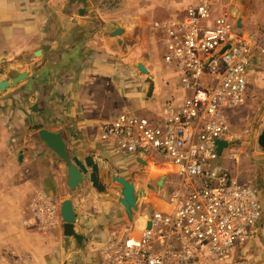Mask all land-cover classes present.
<instances>
[{
	"label": "crops",
	"instance_id": "0c3cea01",
	"mask_svg": "<svg viewBox=\"0 0 264 264\" xmlns=\"http://www.w3.org/2000/svg\"><path fill=\"white\" fill-rule=\"evenodd\" d=\"M202 1L209 2L213 17L226 15L243 36L264 27L249 26L254 14L239 0H0V47L20 53L26 65L21 73L28 74L14 88L25 104L0 114V264H100L109 242H137L141 230L150 232L148 223L158 207L166 208L181 177L170 173L165 158L127 154L102 135L122 111L145 113L156 122L167 117L168 105L181 111L187 94L180 77L166 71L163 55L155 67L156 59L140 58L131 32L146 26L158 33L163 52L161 21ZM149 16L162 18L146 25L137 20ZM116 29L122 33L113 35ZM263 57L252 63L243 105L251 94L262 91L264 98V84L261 91L256 85L264 71L255 70ZM41 129L61 133L71 159L86 165L90 158L101 188L94 187L88 166L72 190L67 163L40 139ZM238 154L224 155L236 166L234 173L226 169L257 191L262 217L254 237L233 247L225 264H264V149ZM115 177L134 185L132 218ZM67 200L77 237L64 234L61 210Z\"/></svg>",
	"mask_w": 264,
	"mask_h": 264
},
{
	"label": "built area",
	"instance_id": "2783aa9c",
	"mask_svg": "<svg viewBox=\"0 0 264 264\" xmlns=\"http://www.w3.org/2000/svg\"><path fill=\"white\" fill-rule=\"evenodd\" d=\"M159 28L163 60L186 90L181 111L168 105L158 122L120 113L102 138L127 154L165 158L181 182L141 242L128 248L109 242L100 264H225L233 247L254 237L262 217L257 191L235 179L219 158L232 140L227 114L243 105L252 63L264 56V27L243 36L202 1ZM221 140L227 146L219 154Z\"/></svg>",
	"mask_w": 264,
	"mask_h": 264
},
{
	"label": "rangeland",
	"instance_id": "374dc122",
	"mask_svg": "<svg viewBox=\"0 0 264 264\" xmlns=\"http://www.w3.org/2000/svg\"><path fill=\"white\" fill-rule=\"evenodd\" d=\"M239 2L243 6H249L250 11L254 14L251 16L252 24L249 26H264V0H239ZM112 18V19H111ZM111 20H114L115 17H111ZM162 18L159 16H153L152 18L147 17H138L137 20L143 25L147 24V21L150 22L152 19ZM117 21V19H115ZM115 21V24H116ZM118 24V23H117ZM137 26V25H136ZM139 30H132V35L134 36V40H132L133 44H137L135 48V52L138 53L140 58H146L147 60H154V67L162 60V39L158 33L153 32L152 30H146V26H138ZM150 33V34H149ZM151 39V45H147L148 40ZM0 40V45H1ZM149 47V48H148ZM0 82L4 80H8L10 82V86L4 90L0 89V114L8 115V112L17 109L21 105L25 104L26 101L24 95L15 94L14 88L19 87L20 84L24 83V80L18 82L16 85H12V80L23 72L26 69L25 58L20 53H10L3 47H0ZM158 58V59H157ZM167 65L168 73L174 72L176 76L177 72L175 71L172 65ZM152 64V65H153ZM254 64V63H253ZM252 64V67L254 66ZM251 67V69H252ZM29 72L33 71V68H28ZM257 71H264V57L260 63L256 66ZM171 75H173L171 73ZM264 84V77L262 81L257 82V86L259 85L260 91L261 86ZM15 94V95H14ZM263 95L262 91L260 96L256 95L255 97L251 94L246 100L245 105L240 106L238 109L234 111H230L227 114V119L230 127V134L232 137L231 144L229 149L225 152L228 154L229 152L238 151V155L242 156L243 153H247L249 155L250 152L257 150L258 153L263 151V148L258 144L259 136L263 131V120H264V98L261 101V96ZM16 107V108H15ZM128 113L133 111H122V113ZM134 113L147 116L145 113H139L138 111H134ZM225 154H222L219 158V161L224 165V167L231 168L232 173L235 171V163L234 161H229L225 159ZM256 155V154H255ZM255 160V159H253ZM236 176V175H235ZM238 177V176H237ZM264 221V218H262ZM125 248L128 246H132V244L121 242ZM129 244V245H128Z\"/></svg>",
	"mask_w": 264,
	"mask_h": 264
},
{
	"label": "water",
	"instance_id": "95a60500",
	"mask_svg": "<svg viewBox=\"0 0 264 264\" xmlns=\"http://www.w3.org/2000/svg\"><path fill=\"white\" fill-rule=\"evenodd\" d=\"M122 29H116L112 34H121ZM227 46L226 48H228ZM224 48L221 53L226 49ZM139 69L142 72H146L145 67L140 64ZM27 73H20L12 80V85H16L18 82L24 80L27 78ZM10 86V82L8 80H4L0 82V89L4 90L7 87ZM39 137L40 139L46 143V145L53 150L62 160H64L67 163L68 166V185L72 190L76 189L80 181L82 180L84 174L88 173V166L92 167V173L90 174V179L96 188H101L97 172L98 168L97 165H95L90 158L86 159L85 163L86 165L82 164L77 158L71 159L69 153L66 150L65 142L63 140L62 134L59 132H52L46 129H41L39 131ZM258 144L264 149V121H263V131L258 139ZM218 152L221 154L222 148L227 146V142L225 140H221L218 142ZM170 173H176L175 170L170 171ZM164 178V177H163ZM116 181L119 182L123 187V197L120 199L121 204L126 209V212L130 218L133 217V209L137 208L136 205V196L134 193V185L130 183L128 180L122 178V177H115ZM149 202L154 206V202L152 199L149 198ZM62 216L65 222L64 226V234L66 236H74L77 237V234L75 233L73 229V223L75 221V213L72 208V203L70 200H67L64 202L62 207ZM151 222L148 223L147 228L151 227ZM144 233V230H141L138 243L141 242L142 235Z\"/></svg>",
	"mask_w": 264,
	"mask_h": 264
},
{
	"label": "bare ground",
	"instance_id": "6f19581e",
	"mask_svg": "<svg viewBox=\"0 0 264 264\" xmlns=\"http://www.w3.org/2000/svg\"><path fill=\"white\" fill-rule=\"evenodd\" d=\"M151 199V198H150ZM165 207H167V206H165ZM158 209H159V207H158ZM160 209H161V207H160Z\"/></svg>",
	"mask_w": 264,
	"mask_h": 264
}]
</instances>
